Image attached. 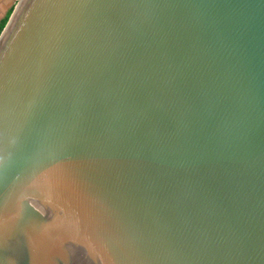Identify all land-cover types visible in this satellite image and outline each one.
<instances>
[{
    "label": "water",
    "instance_id": "1",
    "mask_svg": "<svg viewBox=\"0 0 264 264\" xmlns=\"http://www.w3.org/2000/svg\"><path fill=\"white\" fill-rule=\"evenodd\" d=\"M3 15L0 264H264V0Z\"/></svg>",
    "mask_w": 264,
    "mask_h": 264
},
{
    "label": "flooded vegetation",
    "instance_id": "2",
    "mask_svg": "<svg viewBox=\"0 0 264 264\" xmlns=\"http://www.w3.org/2000/svg\"><path fill=\"white\" fill-rule=\"evenodd\" d=\"M6 12H7V10H6ZM6 12H5V13H6ZM6 14H7V13H6ZM5 16H6V15H3L2 17H0V22L3 21V19L5 18Z\"/></svg>",
    "mask_w": 264,
    "mask_h": 264
},
{
    "label": "trees",
    "instance_id": "3",
    "mask_svg": "<svg viewBox=\"0 0 264 264\" xmlns=\"http://www.w3.org/2000/svg\"><path fill=\"white\" fill-rule=\"evenodd\" d=\"M5 22V20H3V22L0 24V30L3 27V23Z\"/></svg>",
    "mask_w": 264,
    "mask_h": 264
}]
</instances>
